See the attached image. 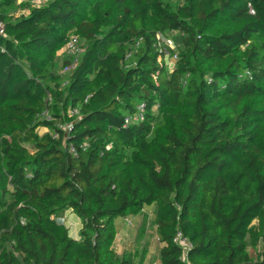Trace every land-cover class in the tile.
Masks as SVG:
<instances>
[{
	"label": "trees",
	"instance_id": "16d2710c",
	"mask_svg": "<svg viewBox=\"0 0 264 264\" xmlns=\"http://www.w3.org/2000/svg\"><path fill=\"white\" fill-rule=\"evenodd\" d=\"M0 21V264H143L114 248L139 214L158 264H264V0H0Z\"/></svg>",
	"mask_w": 264,
	"mask_h": 264
},
{
	"label": "rangeland",
	"instance_id": "374dc122",
	"mask_svg": "<svg viewBox=\"0 0 264 264\" xmlns=\"http://www.w3.org/2000/svg\"><path fill=\"white\" fill-rule=\"evenodd\" d=\"M34 4H44L46 0H32ZM165 40H172L169 36L165 38ZM63 49V48H62ZM61 49V50H62ZM60 51V50H59ZM62 59H60L61 61ZM170 64V60H168ZM65 71V69L63 70ZM39 133L42 134L47 130L44 128H40ZM153 208H146L144 210L147 216H151ZM148 222L144 234V238L139 242H137V231L140 228L142 221V214L136 216H127V217H116L114 218V225L116 228L117 236L114 243L115 250L121 254L123 252L134 253L137 248H140L141 245L146 247L148 253L146 256V260L143 264H158V260L156 259V253L158 251V240L157 236L154 233V230L150 226L149 218L147 217ZM261 251V249H260ZM153 261V262H152Z\"/></svg>",
	"mask_w": 264,
	"mask_h": 264
},
{
	"label": "built area",
	"instance_id": "2783aa9c",
	"mask_svg": "<svg viewBox=\"0 0 264 264\" xmlns=\"http://www.w3.org/2000/svg\"><path fill=\"white\" fill-rule=\"evenodd\" d=\"M3 35H4V24L0 21V36ZM159 44H160L159 49L163 53V57L166 62V65L168 66L169 69H172L173 62L176 59V55L174 53L172 54V51L176 49L174 42L172 40H165V41H160ZM62 51L64 54L74 58L73 63L69 67H67L65 71L68 69H72L76 63V57L81 51L79 48L78 38L76 36H71L70 40L63 47ZM168 60H170V64L168 63ZM143 109H144L143 104L138 105L137 111L133 116H126L124 118L125 123L129 124L131 122H140L143 119ZM70 151L75 152L73 147L70 148ZM174 242L181 245L184 251H186L189 248V243L185 238L181 237L180 233L176 234L174 238Z\"/></svg>",
	"mask_w": 264,
	"mask_h": 264
},
{
	"label": "crops",
	"instance_id": "0c3cea01",
	"mask_svg": "<svg viewBox=\"0 0 264 264\" xmlns=\"http://www.w3.org/2000/svg\"><path fill=\"white\" fill-rule=\"evenodd\" d=\"M57 55L60 59L65 56L62 50L58 51ZM61 221L69 229V235L72 238L77 239L78 233L81 229L79 218L71 210H67L61 217Z\"/></svg>",
	"mask_w": 264,
	"mask_h": 264
}]
</instances>
